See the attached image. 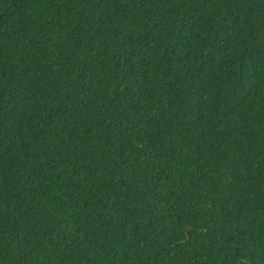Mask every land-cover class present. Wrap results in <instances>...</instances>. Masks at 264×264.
Instances as JSON below:
<instances>
[{
	"label": "trees",
	"instance_id": "obj_1",
	"mask_svg": "<svg viewBox=\"0 0 264 264\" xmlns=\"http://www.w3.org/2000/svg\"><path fill=\"white\" fill-rule=\"evenodd\" d=\"M0 264H264V0H0Z\"/></svg>",
	"mask_w": 264,
	"mask_h": 264
}]
</instances>
